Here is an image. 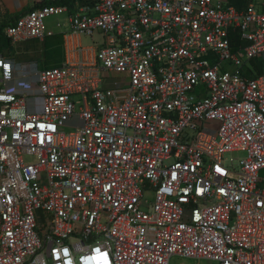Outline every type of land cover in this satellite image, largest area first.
Segmentation results:
<instances>
[{
	"label": "built area",
	"instance_id": "1",
	"mask_svg": "<svg viewBox=\"0 0 264 264\" xmlns=\"http://www.w3.org/2000/svg\"><path fill=\"white\" fill-rule=\"evenodd\" d=\"M37 1L6 36L68 55L33 111L0 52V264H264V3Z\"/></svg>",
	"mask_w": 264,
	"mask_h": 264
},
{
	"label": "rangeland",
	"instance_id": "2",
	"mask_svg": "<svg viewBox=\"0 0 264 264\" xmlns=\"http://www.w3.org/2000/svg\"><path fill=\"white\" fill-rule=\"evenodd\" d=\"M218 3V0H216ZM230 5L235 6L236 8L242 9L245 8L250 2L255 3H264V0H227ZM17 15L15 13H9L5 11L0 6V36L4 34L5 28L11 23ZM63 16H51L47 19V25H48V32L55 28L54 26L57 25L58 19H61ZM60 28V27H57ZM99 33L97 34V37L99 39ZM84 45H97L93 42V39L88 36H84ZM0 48L1 51L6 54L7 56H11L16 58L17 61L20 62L19 68L21 71V74L26 73L29 68V71L31 72L30 79L27 77L21 76L16 79L14 83H12L11 88L13 90H19L24 91L27 95V100L30 108L33 111H40L42 108V97L39 94L38 91V73L41 71L42 68H50L59 66L62 63L58 59L61 56L62 48L57 47L53 50H47L45 44L38 39H32V41L27 40L25 42H20L16 44H9L4 45L0 41ZM29 51L32 52L30 55H25L23 51ZM35 51V52H33ZM28 61L27 63L31 64L30 67H27V64H25L22 61ZM34 64V65H32ZM36 64V65H35ZM29 81H31L34 84H29ZM72 128L71 127H65V131L69 132ZM246 154L244 152H236L232 154H228L227 157H236L241 158L245 156ZM35 157H29L26 156V161H33L35 160ZM260 177L264 179V169L260 171ZM264 185V183H261ZM169 264H218L216 261L209 260V259H199L194 257H183L179 255H173L169 259Z\"/></svg>",
	"mask_w": 264,
	"mask_h": 264
},
{
	"label": "crops",
	"instance_id": "3",
	"mask_svg": "<svg viewBox=\"0 0 264 264\" xmlns=\"http://www.w3.org/2000/svg\"><path fill=\"white\" fill-rule=\"evenodd\" d=\"M0 6L5 11H7L9 13H15L17 15L15 17V19L13 20V21H15L18 17H20L24 13L36 8L38 6V1L37 0H0ZM62 16L63 17L61 19H58L57 25L54 26L55 28L51 29L47 33L46 38L42 41L45 44L46 49L49 51L53 50L57 47L62 48L61 56L59 57L60 59H58L60 61V63H64L66 61V58L68 55V48H67L68 38H70V36L67 34V32L69 31L68 16L67 15H62ZM59 23H60V25H59ZM57 27H60V28H57ZM84 36L85 35L77 36L75 39L76 42L80 45H84V39H85ZM94 40L97 41L96 42L97 45H93V46L97 47V46H100L104 42L105 38L103 35L100 34L99 39L96 35L93 39V42H94ZM30 41H32V40H30ZM84 46H86V45H84ZM88 46H90V45H88ZM23 52L27 56L32 54V52H29L27 50H25ZM33 52H35V51H33ZM12 58L14 59V65H15L17 78L24 76V74H25L24 77H27L28 79H30L31 72L29 71V68H27L28 70L26 71V73L21 74V71L19 68L20 62L17 61L16 58H14V57H12ZM22 62L27 64V67L31 66V64L27 63L28 61H26V60H24ZM32 65H34V64H32ZM43 69H45V68H42L40 70H43ZM29 84H34V83L29 81Z\"/></svg>",
	"mask_w": 264,
	"mask_h": 264
},
{
	"label": "trees",
	"instance_id": "4",
	"mask_svg": "<svg viewBox=\"0 0 264 264\" xmlns=\"http://www.w3.org/2000/svg\"><path fill=\"white\" fill-rule=\"evenodd\" d=\"M75 1H76V0H64V1H62V3H66V4H69L70 6H72L73 3H74ZM0 41H1L4 45H9V44H11L9 38H8V37L6 36V34H5V31H4V34L0 36ZM0 52H2V51H1V48H0ZM6 56H7V55H6ZM7 57H10V56H7ZM253 63H254V65H255L256 68H257V72H258L259 74H263V73H264V64H263L262 60H261L260 58H255V59L253 60Z\"/></svg>",
	"mask_w": 264,
	"mask_h": 264
}]
</instances>
